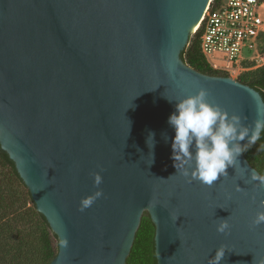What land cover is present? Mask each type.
<instances>
[{
  "label": "water",
  "instance_id": "1",
  "mask_svg": "<svg viewBox=\"0 0 264 264\" xmlns=\"http://www.w3.org/2000/svg\"><path fill=\"white\" fill-rule=\"evenodd\" d=\"M210 1L0 0V145L58 237L50 264H127L146 212L158 264H208L221 246V264H264L262 174L245 153L211 188L171 159L168 118L200 89L245 126L264 120L259 91L181 58Z\"/></svg>",
  "mask_w": 264,
  "mask_h": 264
},
{
  "label": "clouds",
  "instance_id": "2",
  "mask_svg": "<svg viewBox=\"0 0 264 264\" xmlns=\"http://www.w3.org/2000/svg\"><path fill=\"white\" fill-rule=\"evenodd\" d=\"M208 96L206 89H200L194 96L177 100L175 111L168 118V124L175 133L171 144V159L177 173L184 176L189 183L199 182L211 188L221 177L228 178L229 167L235 168L236 171L244 169L240 166L239 157L256 145L261 134L264 133V120L257 119L254 126H245L240 115H230L220 105L210 103ZM154 137L155 133L150 132L147 139L150 149L155 146ZM165 139L167 140V137ZM245 140L247 143L242 144L241 142ZM258 151H264V145H261ZM153 162L152 155L151 164ZM91 175L94 178V186L99 188L103 183L102 175L100 173ZM251 180L256 182L257 190L264 188V175L252 172ZM236 191L241 192L243 189L237 185ZM102 196L103 191L99 190L93 195L82 198L80 210L90 208ZM226 198L231 200V193H226ZM259 203L264 209V200ZM262 225H264V210L256 213L250 227L258 228ZM216 230L220 234H227L230 230L228 221L222 220ZM226 250L224 246L217 249L208 264H221Z\"/></svg>",
  "mask_w": 264,
  "mask_h": 264
},
{
  "label": "trees",
  "instance_id": "3",
  "mask_svg": "<svg viewBox=\"0 0 264 264\" xmlns=\"http://www.w3.org/2000/svg\"><path fill=\"white\" fill-rule=\"evenodd\" d=\"M224 0H214L218 6ZM202 32L193 34L181 58L193 69L212 76L230 77L215 70L200 50ZM264 50V36L262 37ZM238 81L259 91L264 99V66L243 72ZM264 133L245 156L264 175ZM156 227L146 212L137 231L127 264H158ZM59 240L46 217L40 213L16 164L0 145V264H50L58 254Z\"/></svg>",
  "mask_w": 264,
  "mask_h": 264
},
{
  "label": "built area",
  "instance_id": "4",
  "mask_svg": "<svg viewBox=\"0 0 264 264\" xmlns=\"http://www.w3.org/2000/svg\"><path fill=\"white\" fill-rule=\"evenodd\" d=\"M264 0H214L194 34L202 32L200 50L210 66L233 79L264 66Z\"/></svg>",
  "mask_w": 264,
  "mask_h": 264
},
{
  "label": "rangeland",
  "instance_id": "5",
  "mask_svg": "<svg viewBox=\"0 0 264 264\" xmlns=\"http://www.w3.org/2000/svg\"><path fill=\"white\" fill-rule=\"evenodd\" d=\"M263 14V13H262ZM263 17H264V14H263ZM235 79V78H234Z\"/></svg>",
  "mask_w": 264,
  "mask_h": 264
}]
</instances>
